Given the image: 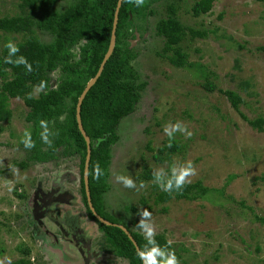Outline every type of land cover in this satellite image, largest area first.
<instances>
[{"label":"rangeland","instance_id":"1","mask_svg":"<svg viewBox=\"0 0 264 264\" xmlns=\"http://www.w3.org/2000/svg\"><path fill=\"white\" fill-rule=\"evenodd\" d=\"M73 1L60 0L58 8L62 10ZM196 1L161 0L154 5L153 15L139 21L149 31L145 40L132 42L138 55L133 65L138 82L147 86L135 111L119 127L120 138L112 149L107 210L116 217L125 215L130 230L145 237L138 225L147 210L151 215L146 223L153 229V237L166 236L178 264H264V224L258 220L264 218V133L242 119L219 91H237L244 100L240 111L250 120L264 117V52L258 50L264 47V3L218 0L209 14L195 18L191 8ZM171 2L180 5L182 23L210 32L205 39L190 40L188 36L183 42L188 62L204 65L207 74L175 67L157 56L163 41L155 35L154 27L166 16ZM18 3L0 0L2 15H15ZM39 35L43 41L50 40ZM247 81L249 90L243 89ZM206 82L214 84L216 90L208 91ZM10 105L12 119L0 122V168L6 171L0 176V264L22 258L24 250L29 251L31 264H84L77 247L62 239V234L59 238L43 234L45 229L56 234L48 220H43L42 230H35L33 218L37 215H32V199L39 185L43 189L60 186L66 175L63 188L74 194L75 203L72 207L54 204L53 211L58 218L65 211L79 216L93 250L100 255L105 240L82 202L79 161L62 158L58 163L33 164L26 169L15 166L14 162L26 159L21 140L32 130L26 121L29 109L24 101L12 99ZM177 122L191 132V137L175 132L171 137L178 142L179 153L167 162L155 161L157 150L169 142L165 127ZM188 161L196 169L190 183L202 182L213 191L197 201L172 200L156 205L152 186L157 182L144 175L163 169L167 176L173 167ZM70 175L74 179L67 181ZM117 176L131 178L136 187H125ZM142 199L145 204H141ZM126 206L135 207L137 212H126ZM169 253L172 251L161 257L160 264ZM107 261L129 264L112 255Z\"/></svg>","mask_w":264,"mask_h":264},{"label":"trees","instance_id":"2","mask_svg":"<svg viewBox=\"0 0 264 264\" xmlns=\"http://www.w3.org/2000/svg\"><path fill=\"white\" fill-rule=\"evenodd\" d=\"M160 1L145 0L143 6L137 7L122 0L115 51L101 77L86 95L81 117L84 129L91 139L89 190L96 212L112 223L125 226L142 252L156 247L166 255L167 251L174 253V249L165 235H156L152 238L155 243L149 244L141 233L130 230L124 219L125 215L121 218L111 214L106 203V196L111 191L112 149L120 138L119 127L135 111L147 86L146 82H138V71L133 65L138 55L132 42L145 40L148 26L139 21L144 22L149 14L153 15L154 5ZM217 1H196L191 8L192 16L199 18L209 14ZM256 1L264 3V0ZM59 2L60 0H19L15 15L3 16L0 8V122L12 119V99L23 100L29 109L26 121L31 125V139L35 145L31 149L26 148L25 160L13 164L26 169L33 164L58 163L62 158L77 159L80 193L87 216L97 224L105 240L101 249L116 258L127 260L129 264H143L124 231L99 222L89 208L84 184L87 145L76 118L79 97L88 82L96 76L109 49L119 0H74L62 10L58 8ZM179 10L180 5L169 3L166 16L159 19L154 27L155 35L163 41L157 56L175 67L191 68L207 74L204 65L188 62L183 42L188 36L190 40L205 39L210 32L199 31L182 23ZM39 34L50 40L43 41ZM9 43L18 48L14 55H10V50L6 47ZM258 50L264 52V47ZM20 58L26 63H18ZM57 72L59 77L54 80ZM250 86L248 81L244 82L243 89L249 90ZM204 87L208 91L216 90V86L210 82H206ZM36 90L39 91L38 95L35 94ZM219 91L227 97L242 119L253 129L264 133V117L250 120L241 113L240 107L244 100L237 91ZM45 131L48 143L42 138ZM168 141L167 145L157 150L153 157L155 161L164 163L172 155L179 153L178 142L172 137ZM97 164L102 172L99 180L94 178ZM4 173L6 171L0 168V176ZM170 176L169 171L167 177ZM144 178L156 181L152 174L146 173ZM152 188L156 205H164L172 200L197 201L206 198L213 191L202 182L186 183L179 191L170 193L161 190L158 183ZM19 196L26 198L25 194ZM145 203L142 199L141 204ZM125 209L126 212H137L135 207L126 206ZM258 220L264 224V218L259 217ZM22 253V258L10 264H31L28 259L29 251L24 250ZM161 257H156L157 264H160Z\"/></svg>","mask_w":264,"mask_h":264},{"label":"flooded vegetation","instance_id":"3","mask_svg":"<svg viewBox=\"0 0 264 264\" xmlns=\"http://www.w3.org/2000/svg\"><path fill=\"white\" fill-rule=\"evenodd\" d=\"M70 176L71 178H67V181L74 179L72 175ZM66 177L67 176L64 175V178ZM64 178H62L59 182L60 186L51 187L50 189H43V187L39 185V188H37L38 190L34 193L32 199L34 211L32 212V215H37V218H33L35 222L34 229L42 230L45 227L43 220H48V222H50L57 231L56 234H53L50 231L48 232V229H45L43 232L44 235L47 234L48 236L52 235L54 238H59L62 234V239L73 243V245L77 247L79 256L81 257L82 261H84V264H108L107 257L111 258V254L103 251L101 246L99 248L100 255H98L97 252L93 250L91 241L86 236L84 230L81 227L79 216L71 215L69 212L65 211L63 215H59L58 218L56 212L53 211L55 206L54 204L72 207V205L75 203L74 194L71 191L63 188V185L65 184ZM68 197L71 199L68 200ZM50 213H52L53 216H51ZM101 250L103 252H101Z\"/></svg>","mask_w":264,"mask_h":264},{"label":"clouds","instance_id":"4","mask_svg":"<svg viewBox=\"0 0 264 264\" xmlns=\"http://www.w3.org/2000/svg\"><path fill=\"white\" fill-rule=\"evenodd\" d=\"M125 2L130 4H135L137 7H141L144 5L145 0H125ZM6 47L10 50V55H14L18 48H16L15 45L12 43H9L6 45ZM18 63H26V61L23 58H20ZM30 67V66H29ZM42 125L44 122H41ZM181 132L185 133L187 137H191V132H188L186 127H184L180 122H177L175 125H168L165 127V133L169 135L170 137L175 132ZM42 138L45 141V143H48L47 139V133L42 134ZM21 143L24 144L25 148L31 149L34 147V143L31 139V133L26 131L24 133V138L21 140ZM95 179L99 180L100 176L102 175L101 169L99 167V164L95 166ZM156 182L158 183L161 190L165 192H172V191H179L183 188V186L186 183H190V178L196 175V169L191 161H188L185 165L180 167H173L171 169V176L167 177L166 173L163 171V169L157 171L154 173ZM118 182H121L125 187L128 188H134L136 185L134 184L133 180L129 177L125 176H117L116 177ZM143 187V185H141ZM142 219L139 223V227L144 230L146 233V238L148 239L149 244H154V240L152 239L154 232L151 226L146 223L147 218L150 217V213L145 210L142 214ZM138 255L141 257V259L146 261V264H157V256H162L163 253L156 247H152L150 250H145L143 252L138 253ZM162 264H178V260L174 253H169L166 257L163 258Z\"/></svg>","mask_w":264,"mask_h":264},{"label":"water","instance_id":"5","mask_svg":"<svg viewBox=\"0 0 264 264\" xmlns=\"http://www.w3.org/2000/svg\"><path fill=\"white\" fill-rule=\"evenodd\" d=\"M122 5V0H119L118 2V6L116 9V13H115V18H114V24H113V30H112V35H111V41H110V45H109V49L101 63V66L99 68V71L97 72L96 76L94 78H92L86 88L84 89L82 95L79 97L78 103H77V113H76V118H77V123H78V127L79 130L82 134V136L85 139L86 145H87V156H86V161H85V168H84V184H85V189H86V194H87V198H88V205L89 208L91 209V211L93 212L94 216L96 217V219L107 225V226H114V227H118L120 228L122 231H124V233L129 237V239L131 240V242L134 244L136 250L138 253L142 252L140 247L138 246V243L136 242V240L134 239V237L132 236L131 232L123 225H118L115 223H112L106 219H104L103 217H101L95 210L92 201H91V194H90V190H89V167H90V160H91V139L90 137L87 135L86 130L84 129L83 123H82V117H81V108H82V104L83 101L86 97V95L88 94V92L91 90V88L97 83L98 79L101 77L105 66L107 64V62L109 61V59L111 58V56L113 55L114 51H115V47H116V42H117V27H118V22H119V13H120V7ZM71 198L68 197V200H70ZM143 260V259H142ZM143 264H146V261L143 260Z\"/></svg>","mask_w":264,"mask_h":264}]
</instances>
